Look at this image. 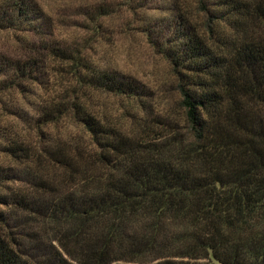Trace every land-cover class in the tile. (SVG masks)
Wrapping results in <instances>:
<instances>
[{
  "label": "trees",
  "instance_id": "trees-1",
  "mask_svg": "<svg viewBox=\"0 0 264 264\" xmlns=\"http://www.w3.org/2000/svg\"><path fill=\"white\" fill-rule=\"evenodd\" d=\"M77 2L0 0V264H264V0Z\"/></svg>",
  "mask_w": 264,
  "mask_h": 264
},
{
  "label": "rangeland",
  "instance_id": "rangeland-1",
  "mask_svg": "<svg viewBox=\"0 0 264 264\" xmlns=\"http://www.w3.org/2000/svg\"><path fill=\"white\" fill-rule=\"evenodd\" d=\"M85 1L88 2V5L91 6L92 9L96 7L98 9V7L102 6V2L105 0H78L77 4L82 5ZM54 2L55 0H42V3L48 9L52 8ZM123 23H127V21H124ZM136 28L137 27L135 26L132 27L130 30L133 31L129 30V33L127 32L126 35L117 38L115 45L111 44L108 49H103V51L99 53V56H104V58L110 62L118 63L122 70L138 75L144 82L150 80L155 81L158 88H160V86L163 87V97L171 99L173 93L171 90V82L167 78V69L163 62L151 51L147 50L146 46L141 43L140 38L136 35ZM74 32L75 31H73V33ZM80 36H84V33H81ZM5 41V37L0 35V48H2L3 45H6ZM101 105L108 113L114 114L123 111V104L114 101L111 98L100 102V108Z\"/></svg>",
  "mask_w": 264,
  "mask_h": 264
}]
</instances>
